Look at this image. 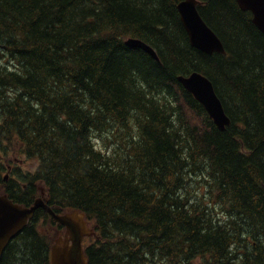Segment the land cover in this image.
<instances>
[{
	"label": "trees",
	"instance_id": "trees-1",
	"mask_svg": "<svg viewBox=\"0 0 264 264\" xmlns=\"http://www.w3.org/2000/svg\"><path fill=\"white\" fill-rule=\"evenodd\" d=\"M181 1L0 0V186L83 212L90 264H264V35L236 0H198L227 52L205 54ZM193 72L225 131L178 82ZM63 229L39 210L0 264H51Z\"/></svg>",
	"mask_w": 264,
	"mask_h": 264
},
{
	"label": "water",
	"instance_id": "water-1",
	"mask_svg": "<svg viewBox=\"0 0 264 264\" xmlns=\"http://www.w3.org/2000/svg\"><path fill=\"white\" fill-rule=\"evenodd\" d=\"M236 2L242 11L252 14L253 24L264 35V0ZM199 4L198 0H183L177 6L191 46L208 55H225L226 49L222 40L200 15ZM125 45L141 49L160 61L156 50L141 39L129 37L125 40ZM178 82L205 108L219 130L225 131L230 126L231 119L217 94L215 85L207 76L194 72L189 76H179ZM42 191L43 197L37 198L31 207H23L13 203L8 195L1 194L0 190V259L10 241L20 234L36 212L42 209L64 227V231L51 246V264H90L84 241L86 238L95 237L97 233L86 219V215L79 210L66 214L56 213L44 198L43 189Z\"/></svg>",
	"mask_w": 264,
	"mask_h": 264
},
{
	"label": "rangeland",
	"instance_id": "rangeland-1",
	"mask_svg": "<svg viewBox=\"0 0 264 264\" xmlns=\"http://www.w3.org/2000/svg\"><path fill=\"white\" fill-rule=\"evenodd\" d=\"M15 147H17V149L19 150V147L18 146H15ZM21 156H22V154L19 155V154H13V153H11L10 154V159H13V162L14 161L17 162V159L18 160H21L22 162H25L24 164H21V167L24 168V169H28L31 166L30 163L26 161V159H27L26 156H24L21 159H19ZM51 233H52V231H50L49 226H45L44 234L45 235H49Z\"/></svg>",
	"mask_w": 264,
	"mask_h": 264
},
{
	"label": "flooded vegetation",
	"instance_id": "flooded-vegetation-1",
	"mask_svg": "<svg viewBox=\"0 0 264 264\" xmlns=\"http://www.w3.org/2000/svg\"><path fill=\"white\" fill-rule=\"evenodd\" d=\"M12 170H13V169L10 167V171H12ZM8 180H9V177L7 176V177H5V179H4L3 181H4V182H7ZM41 222H44V220L41 219ZM22 232H23V231H22ZM22 232H21V233H22ZM21 233H20V234H21ZM20 234H18L15 238H13V239L10 241V243L8 244V246H9L11 243H13V242L15 241V239H17V238L19 237ZM8 246H7V247H8ZM7 247H6V248H7ZM5 250H6V249H5Z\"/></svg>",
	"mask_w": 264,
	"mask_h": 264
}]
</instances>
